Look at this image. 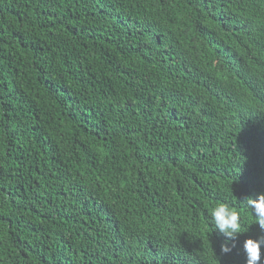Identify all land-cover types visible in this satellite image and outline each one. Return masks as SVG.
<instances>
[{
    "label": "trees",
    "instance_id": "trees-1",
    "mask_svg": "<svg viewBox=\"0 0 264 264\" xmlns=\"http://www.w3.org/2000/svg\"><path fill=\"white\" fill-rule=\"evenodd\" d=\"M262 193L264 0H0V264H246Z\"/></svg>",
    "mask_w": 264,
    "mask_h": 264
},
{
    "label": "clouds",
    "instance_id": "clouds-1",
    "mask_svg": "<svg viewBox=\"0 0 264 264\" xmlns=\"http://www.w3.org/2000/svg\"><path fill=\"white\" fill-rule=\"evenodd\" d=\"M241 203L244 204L246 211H251L253 224L258 225L261 232L264 233V193L259 194L255 199L246 197ZM210 219L215 230H218L226 238L220 246L221 253L229 254L235 247V244L231 242L235 241L242 231H245L241 227L239 210L220 203L212 209ZM262 247H264V235L255 239L249 238L243 242L242 249L246 264H260Z\"/></svg>",
    "mask_w": 264,
    "mask_h": 264
},
{
    "label": "bare ground",
    "instance_id": "bare-ground-1",
    "mask_svg": "<svg viewBox=\"0 0 264 264\" xmlns=\"http://www.w3.org/2000/svg\"><path fill=\"white\" fill-rule=\"evenodd\" d=\"M236 2V1H235ZM242 14V13H241ZM225 16V15H224ZM239 17V16H238ZM237 19V18H236ZM229 25V24H228ZM254 134V133H253Z\"/></svg>",
    "mask_w": 264,
    "mask_h": 264
}]
</instances>
